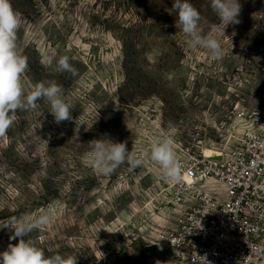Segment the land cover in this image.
Here are the masks:
<instances>
[{
  "label": "rangeland",
  "instance_id": "1",
  "mask_svg": "<svg viewBox=\"0 0 264 264\" xmlns=\"http://www.w3.org/2000/svg\"><path fill=\"white\" fill-rule=\"evenodd\" d=\"M207 34L223 25L210 0H190ZM20 14L25 79L55 81L73 106L57 124L46 100L18 111L0 137V224L48 211L52 223L34 230L46 256L77 264H152L172 207L157 167L127 163L97 174L83 159L89 141L125 142L138 154L168 131L179 146L200 139L202 150L230 143L222 123L231 111L264 100V0H239L238 24L225 28V56L189 49L175 27L174 0H11ZM55 57L51 65L44 57ZM68 56L73 77L56 71ZM228 131V132H227ZM47 141L48 143H46ZM13 233L0 229V253ZM162 254V253H161Z\"/></svg>",
  "mask_w": 264,
  "mask_h": 264
},
{
  "label": "built area",
  "instance_id": "2",
  "mask_svg": "<svg viewBox=\"0 0 264 264\" xmlns=\"http://www.w3.org/2000/svg\"><path fill=\"white\" fill-rule=\"evenodd\" d=\"M227 118L217 155L200 139L179 146L183 183L166 187L171 224L152 264H264V100Z\"/></svg>",
  "mask_w": 264,
  "mask_h": 264
},
{
  "label": "clouds",
  "instance_id": "3",
  "mask_svg": "<svg viewBox=\"0 0 264 264\" xmlns=\"http://www.w3.org/2000/svg\"><path fill=\"white\" fill-rule=\"evenodd\" d=\"M210 4L223 25L222 32L219 26L212 25L210 32L205 34L200 27L201 14L190 0H174L172 11L176 13L175 27L184 35L187 47L206 50L211 60L218 62L224 58L225 51L217 37L228 38L225 28L240 22L238 16L242 6L239 0H210ZM21 23V16L13 8L11 0H0V137H4L17 121L18 111L35 110L37 101L41 99L49 103L50 113L57 124L73 119V106L63 98L61 85L55 81H41L33 85L25 79L28 61L18 37ZM44 59L51 65L55 57L45 56ZM55 62L56 71L70 73L73 77L78 75V69L70 63L68 56H60ZM88 144L90 149L83 159L97 174L110 175L125 163L132 168L151 163L165 180L183 183V165L168 131L162 130L154 136L150 148L139 154L135 148L129 151L125 142L111 139H94ZM51 223V213L41 211L35 217H11L0 224V229L7 228L13 233L10 240L19 238L18 243H10L0 253V264H77L76 256H46L34 239H25L34 230L43 229ZM170 241L175 248L176 245Z\"/></svg>",
  "mask_w": 264,
  "mask_h": 264
},
{
  "label": "bare ground",
  "instance_id": "4",
  "mask_svg": "<svg viewBox=\"0 0 264 264\" xmlns=\"http://www.w3.org/2000/svg\"><path fill=\"white\" fill-rule=\"evenodd\" d=\"M204 153L206 155H217L219 152L207 147L204 148Z\"/></svg>",
  "mask_w": 264,
  "mask_h": 264
}]
</instances>
